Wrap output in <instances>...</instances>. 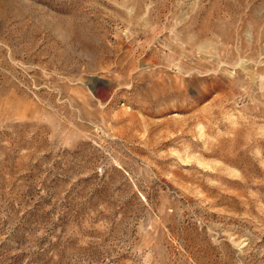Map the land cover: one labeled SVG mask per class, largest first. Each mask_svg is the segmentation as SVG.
<instances>
[{
    "label": "rangeland",
    "instance_id": "rangeland-1",
    "mask_svg": "<svg viewBox=\"0 0 264 264\" xmlns=\"http://www.w3.org/2000/svg\"><path fill=\"white\" fill-rule=\"evenodd\" d=\"M0 264H264V0H0Z\"/></svg>",
    "mask_w": 264,
    "mask_h": 264
}]
</instances>
